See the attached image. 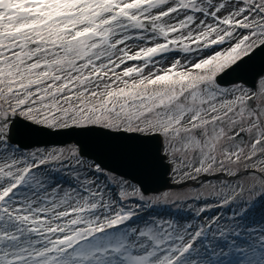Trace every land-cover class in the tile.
Returning a JSON list of instances; mask_svg holds the SVG:
<instances>
[{"label": "snow or ice", "instance_id": "obj_1", "mask_svg": "<svg viewBox=\"0 0 264 264\" xmlns=\"http://www.w3.org/2000/svg\"><path fill=\"white\" fill-rule=\"evenodd\" d=\"M0 264H264V0H0Z\"/></svg>", "mask_w": 264, "mask_h": 264}]
</instances>
